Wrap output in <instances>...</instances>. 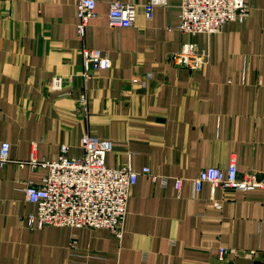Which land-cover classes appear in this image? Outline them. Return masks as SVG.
Returning <instances> with one entry per match:
<instances>
[{"label": "crops", "instance_id": "obj_1", "mask_svg": "<svg viewBox=\"0 0 264 264\" xmlns=\"http://www.w3.org/2000/svg\"><path fill=\"white\" fill-rule=\"evenodd\" d=\"M112 1L97 0L81 36L79 0H0V147L12 159L0 167V264H264V189L193 182L233 158L241 174L264 172V0L214 35L179 28L181 0H120L138 4L137 20L110 26ZM187 42L210 55L201 69L174 63ZM83 48L112 67L85 79ZM56 75L62 90L50 87ZM86 133L114 142L108 166L130 160L140 173L121 244L103 228L30 225L38 206L25 185L48 168L17 161H55L62 144L81 157Z\"/></svg>", "mask_w": 264, "mask_h": 264}, {"label": "built area", "instance_id": "obj_2", "mask_svg": "<svg viewBox=\"0 0 264 264\" xmlns=\"http://www.w3.org/2000/svg\"><path fill=\"white\" fill-rule=\"evenodd\" d=\"M148 18L152 17L154 4L144 5ZM179 28L187 34L207 33L214 35L230 21L243 22L251 12L250 0H181ZM138 4L120 0L112 1L109 10V25L130 27L137 20ZM98 16L97 0H79L77 32L84 36L91 20ZM85 79L92 77L98 69L112 67L111 59L99 49L83 48ZM179 67L192 70L201 69L210 60V55L201 51L196 43H184L182 49L172 55ZM264 86V81H261ZM53 90H62L65 82L56 75L50 83ZM86 94L81 102L86 103ZM84 153L81 157L69 155V146L61 145V153L55 161H38L35 155L30 161H17L20 166L30 163L48 168L41 183L29 181L25 185L28 199L36 203L38 210L30 216V225L36 229L47 226L107 229L121 244L125 234V219L128 201L135 187L139 172L134 170L131 161L114 168L107 165V155L113 150L114 142L89 133L80 139ZM11 145L8 141L0 147V167L9 163ZM142 173L157 179L150 167ZM196 191H201L209 183L213 191L220 187L225 190L253 191L264 189V172L252 171L241 174L236 159L227 168L209 166L201 169L193 180ZM183 179H176L178 190ZM217 207L222 204L215 202ZM228 254L221 248L220 258Z\"/></svg>", "mask_w": 264, "mask_h": 264}]
</instances>
